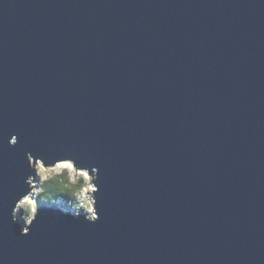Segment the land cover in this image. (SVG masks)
<instances>
[{
  "label": "water",
  "instance_id": "water-1",
  "mask_svg": "<svg viewBox=\"0 0 264 264\" xmlns=\"http://www.w3.org/2000/svg\"><path fill=\"white\" fill-rule=\"evenodd\" d=\"M26 153L99 220L21 236ZM0 264H264V0H0Z\"/></svg>",
  "mask_w": 264,
  "mask_h": 264
},
{
  "label": "clouds",
  "instance_id": "clouds-1",
  "mask_svg": "<svg viewBox=\"0 0 264 264\" xmlns=\"http://www.w3.org/2000/svg\"><path fill=\"white\" fill-rule=\"evenodd\" d=\"M13 136L9 146H15ZM30 175L24 183L27 190L15 200L11 222L20 226V235L28 236L37 219L41 204L55 205L74 218L83 217L89 224L99 220L96 195L99 191V170L84 166L69 154L35 158L26 153Z\"/></svg>",
  "mask_w": 264,
  "mask_h": 264
},
{
  "label": "rangeland",
  "instance_id": "rangeland-1",
  "mask_svg": "<svg viewBox=\"0 0 264 264\" xmlns=\"http://www.w3.org/2000/svg\"><path fill=\"white\" fill-rule=\"evenodd\" d=\"M46 206H50V207H54V208H58V209H60L58 206H55V205H48V204H41L40 206H39V208H41V207H46ZM38 208V209H39Z\"/></svg>",
  "mask_w": 264,
  "mask_h": 264
}]
</instances>
